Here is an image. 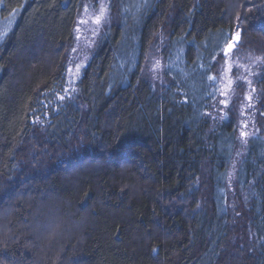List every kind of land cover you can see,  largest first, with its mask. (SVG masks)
Listing matches in <instances>:
<instances>
[{
  "label": "trees",
  "instance_id": "trees-1",
  "mask_svg": "<svg viewBox=\"0 0 264 264\" xmlns=\"http://www.w3.org/2000/svg\"><path fill=\"white\" fill-rule=\"evenodd\" d=\"M83 2L0 0V264H264V135L211 114L237 32L264 99V0H110L66 97Z\"/></svg>",
  "mask_w": 264,
  "mask_h": 264
},
{
  "label": "rangeland",
  "instance_id": "rangeland-1",
  "mask_svg": "<svg viewBox=\"0 0 264 264\" xmlns=\"http://www.w3.org/2000/svg\"><path fill=\"white\" fill-rule=\"evenodd\" d=\"M102 8L104 11L101 15ZM97 17H100L99 24L96 23ZM111 23L110 0H84L75 25V42L68 56L66 97H72L76 93L77 83ZM236 48L237 45L227 56L224 54L218 76L220 93L211 114L215 119L220 120L228 109H234L239 132L237 152L239 160L245 152L249 139L260 135L261 132L264 135V99L258 97L255 83L263 60L241 59L234 53ZM152 59L148 71L155 82H160V62L156 57ZM235 169L236 166L233 167L232 172H235Z\"/></svg>",
  "mask_w": 264,
  "mask_h": 264
},
{
  "label": "snow or ice",
  "instance_id": "snow-or-ice-1",
  "mask_svg": "<svg viewBox=\"0 0 264 264\" xmlns=\"http://www.w3.org/2000/svg\"><path fill=\"white\" fill-rule=\"evenodd\" d=\"M103 11H104V10H103V8H102V9H101V15L103 14ZM96 23H97V24L100 23V17H97V18H96ZM2 35H3V34L0 33V36H2ZM239 36H240V34H239V32H237V33L235 34V37H234L233 41L227 45V48H226L225 53H224L225 56H227L228 53L231 52L232 49L236 47V45H237L238 42H239ZM60 99H63V97H60Z\"/></svg>",
  "mask_w": 264,
  "mask_h": 264
}]
</instances>
